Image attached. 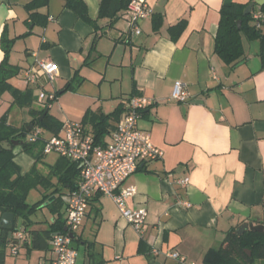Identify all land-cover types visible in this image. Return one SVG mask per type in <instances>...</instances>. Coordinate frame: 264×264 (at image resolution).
I'll use <instances>...</instances> for the list:
<instances>
[{"label": "crops", "instance_id": "1", "mask_svg": "<svg viewBox=\"0 0 264 264\" xmlns=\"http://www.w3.org/2000/svg\"><path fill=\"white\" fill-rule=\"evenodd\" d=\"M32 1L0 0V63L4 33L15 39L10 62L21 68L10 80L18 97L11 91L0 96V106L8 104L4 113L8 112L9 123L24 126L33 119L32 109L40 107L35 87H47L45 78L37 85L25 81L26 70L37 59L59 66L54 80L59 86L50 92L62 89L76 70L83 73L77 89L64 92L50 105V114L61 122L85 126L82 119L88 110L108 114L133 96L155 101L142 113L138 126L150 134L163 156L141 162L124 182L137 187L128 207L148 209L143 233L122 217L112 198L96 192L74 240L75 264H151L152 260L181 264L167 257V251L179 252L188 262L207 264L206 252L219 248L231 230L244 223L264 227V41L243 35L244 54L236 64H227L215 52L223 4L254 0H147L153 14L139 21L140 34L134 33L124 14L113 22L98 18L100 0H84L92 21L79 17L66 0H37L39 6L29 9ZM262 6L256 4L251 13ZM34 11L44 24L33 21ZM182 20L184 28L172 34L170 27ZM177 80L190 94L186 101L171 99ZM85 82L93 89H87ZM66 94L72 99L69 112L59 115L54 108ZM15 151L22 172L28 171L34 158L19 147ZM46 156L45 166L38 164L45 173L60 155L52 163ZM182 177L190 178L186 186L176 181ZM38 188L36 202L45 194ZM69 192L65 188L61 196L65 221L64 196ZM36 212L29 219L15 217L11 239L3 238L0 228V264H51L55 257L51 243L46 249L24 243L31 239L30 231L46 230L55 219L54 214L33 217ZM154 247L161 252L153 254ZM260 262L264 264V258Z\"/></svg>", "mask_w": 264, "mask_h": 264}, {"label": "trees", "instance_id": "2", "mask_svg": "<svg viewBox=\"0 0 264 264\" xmlns=\"http://www.w3.org/2000/svg\"><path fill=\"white\" fill-rule=\"evenodd\" d=\"M132 0H100L98 18H108L112 22L120 15L124 14ZM249 3L243 4L231 2L223 4L221 8V19L215 40V52L227 64H236L244 54L242 36L245 35L249 39L261 38L264 41V33L262 29H258L253 24L252 13L244 14ZM37 0L32 1L29 9L38 7ZM66 6L74 10L79 17L92 21L88 13V7L84 0H66ZM264 5L262 6V10ZM155 16V15H154ZM34 22L44 24V18L37 11L31 13ZM155 18V27H158V18ZM238 21H241L239 28ZM184 20L170 27L172 34L181 32L184 28ZM15 39H8L4 33L1 37V48L4 52V58L0 63V96L11 91L16 96L19 91L15 88L10 80L20 74L21 68L11 64L10 54L13 50ZM83 82V78L79 75V70L75 71L73 79L70 80L62 89L54 92L55 97L46 102L45 107L33 108V119L22 127H15L8 121V112L0 116V147L4 142L19 141L16 146L13 145L11 150H0V212H11L15 217L22 216L29 219L30 216L37 211L38 208L51 197L55 199L49 203V207L55 219L51 222L48 229L43 231H30L31 239L25 240V245L31 248L46 249L49 247L50 240L55 233L65 232L66 221L62 211L63 201L61 200L62 191L68 188L70 191L78 187L80 181V164L59 156L56 163L53 164L47 173L43 172L38 164L42 162L44 157V139L52 134H57L63 125V122L50 114V105L60 95L68 90L77 89ZM31 93V92H30ZM18 97V96H16ZM33 104V99L29 105ZM47 111V112H46ZM124 111L121 104L111 113H103L88 110L82 123L89 126L91 131L82 126L85 132L91 134L94 138V145L104 147L108 142L106 137L116 127L120 116ZM31 125L40 126L44 129L45 137L30 142L27 135L33 129H28ZM20 148L32 156L35 160L33 166L26 172H22L21 166L16 161V149ZM42 187L45 190L43 199L29 204L27 199L33 188ZM3 242L6 239L2 240ZM30 243V244H29ZM264 258V231L256 232L246 230L239 235L236 229L231 230L225 237L219 248L209 249L204 261L207 264H253L257 259Z\"/></svg>", "mask_w": 264, "mask_h": 264}, {"label": "built area", "instance_id": "3", "mask_svg": "<svg viewBox=\"0 0 264 264\" xmlns=\"http://www.w3.org/2000/svg\"><path fill=\"white\" fill-rule=\"evenodd\" d=\"M153 9L147 0H132L124 13L129 26L136 34L141 33L139 21L150 17ZM253 24L262 29L264 26V11L259 8L252 12ZM59 66L53 60L37 59L36 64L26 70L25 81L28 85H37L41 78L53 82L58 74ZM190 94L183 81L177 80L174 84L171 99L186 101ZM54 92L43 91L39 94L41 107L54 99ZM155 101L143 96H133L124 102V111L120 122L111 134L110 141L104 146L94 145V138L85 132L82 125L70 121L63 122L61 130L44 139V154L56 153L80 164V181L78 187L64 196L66 203L65 232L55 233L51 246L55 257L51 264H75L77 249L74 245L76 235L81 228L82 221L87 213L92 197L100 192L113 199L122 217L140 234L148 219V209H131L127 200L137 193V187L124 186V182L135 173L141 162L163 156V151L152 142L149 133L138 126L142 113L151 107ZM44 129L33 126L27 135V140L36 142L45 137ZM177 183L186 186L190 178H178ZM181 205L190 207L189 201H180ZM73 235V236H72ZM18 239L23 237L21 232ZM16 252V247L13 248ZM153 254L161 251L153 248ZM167 257L177 259L181 264H195L188 262L179 252L167 251ZM45 264V263H41Z\"/></svg>", "mask_w": 264, "mask_h": 264}, {"label": "rangeland", "instance_id": "4", "mask_svg": "<svg viewBox=\"0 0 264 264\" xmlns=\"http://www.w3.org/2000/svg\"><path fill=\"white\" fill-rule=\"evenodd\" d=\"M246 40V39H245ZM21 45V44H20ZM19 45V46H20ZM20 48H21V46H20ZM12 52V51H11ZM94 53V52H93ZM93 53H92V55H93ZM18 54V53H17ZM20 56L19 55H17V57H15L14 58V60H16V59H18ZM96 67V66H95ZM90 73V72H89ZM83 73H81L80 74V76L82 75ZM90 74H92V73H90ZM42 81H45L46 83H47V87H46V85H45V90L46 91H55L56 90V88L59 86V84H57L58 82H50V81H46L45 79H43ZM85 87H87V89H90V90H92L93 89V85H90V82H85ZM35 89H36V92H37V95H39L40 94V91H43V88L42 87H39V86H37V87H35ZM61 96V95H60ZM71 98V96L70 95H68V94H66L65 96H64V98L62 99V101L61 102H59L58 101V104L55 106V108H54V111L55 112H57V114L59 113V115H61V114H63L64 112H69V108L70 107H68V102H70V100H72V99H70ZM52 104V103H51ZM8 109V104H6L5 106L3 105V106H0V115H2L6 110ZM13 111H17V114L18 113H20V111L21 110H19L18 108H15V109H13ZM19 111V112H18ZM28 118H30V116H28ZM57 154H55V153H52V154H49L48 156H46L47 158H46V161L47 162H54L55 161V158H57ZM39 166H45V164H43L42 162L41 163H39ZM40 198V190H39V188H33L31 191H30V193H29V196H28V203L29 204H34L38 199ZM42 206H44V204L42 205ZM51 214H52V212L50 211V209H48V207H46V206H44L43 208H38L37 209V212L33 215V217H36V216H41V217H48V218H50L51 217ZM74 245L76 246L77 245V243L76 242H74ZM262 259H257L256 260V263L257 264H260Z\"/></svg>", "mask_w": 264, "mask_h": 264}, {"label": "water", "instance_id": "5", "mask_svg": "<svg viewBox=\"0 0 264 264\" xmlns=\"http://www.w3.org/2000/svg\"><path fill=\"white\" fill-rule=\"evenodd\" d=\"M264 5V0H254L251 3H249L244 11V14H250L253 7L255 5ZM239 28H241V21H238ZM47 112V111H46ZM33 125H31L28 129H31ZM20 142L15 140V141H9V142H4L3 145L0 147L1 149H7L11 150L13 148V145H18ZM51 201V199H50ZM14 220H15V214L11 212H5L2 214L1 220H0V228L3 230L2 232V237L6 238L8 237L11 239L13 237V232H14ZM67 228H65V231ZM246 230H252L256 232H263L264 227L263 225H254L253 223H244L240 225L237 229V233L239 235H242ZM73 236V235H72ZM52 248V247H51ZM151 264H160L156 260H152Z\"/></svg>", "mask_w": 264, "mask_h": 264}]
</instances>
